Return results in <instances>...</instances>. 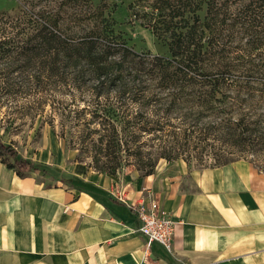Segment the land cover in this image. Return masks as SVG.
I'll use <instances>...</instances> for the list:
<instances>
[{
  "label": "trees",
  "instance_id": "obj_1",
  "mask_svg": "<svg viewBox=\"0 0 264 264\" xmlns=\"http://www.w3.org/2000/svg\"><path fill=\"white\" fill-rule=\"evenodd\" d=\"M137 1L150 2L146 26L168 56L136 52L102 12L82 33L66 32L61 12L26 3L6 23L20 49L49 59L42 74L72 97L51 105L57 136L76 162L110 176L132 167L150 177L161 161L206 169L252 163L264 152V115L255 111L264 106L257 96L264 80L255 76L264 73V0ZM244 60L252 78L234 74ZM0 155L14 159L1 162L20 177L39 171L1 138Z\"/></svg>",
  "mask_w": 264,
  "mask_h": 264
},
{
  "label": "crops",
  "instance_id": "obj_2",
  "mask_svg": "<svg viewBox=\"0 0 264 264\" xmlns=\"http://www.w3.org/2000/svg\"><path fill=\"white\" fill-rule=\"evenodd\" d=\"M152 176L121 202L107 175L82 190L46 186L0 160V264H264V174L252 163L205 169L187 182L183 170L165 183ZM140 186L154 188L179 222L172 251L148 247L139 232L131 205L143 197Z\"/></svg>",
  "mask_w": 264,
  "mask_h": 264
},
{
  "label": "rangeland",
  "instance_id": "obj_3",
  "mask_svg": "<svg viewBox=\"0 0 264 264\" xmlns=\"http://www.w3.org/2000/svg\"><path fill=\"white\" fill-rule=\"evenodd\" d=\"M63 1L0 0V138L6 145H10L19 157L38 168L39 171L26 173V176H33L46 186L65 183L74 189L82 190L90 183L88 179H97L107 174L89 168V160L84 163L76 162V151L69 150L57 136L60 133L59 120H56L54 126L51 125V105L58 101L68 102L72 97H69L64 89H57L55 81L51 82L46 73L42 74V60L49 59L45 57L41 60V57L20 49L16 31H7L4 28L6 23L16 20L19 6L26 3L53 14L61 12V26L70 34L82 33L94 20L101 22L106 17L114 33L138 53L168 56L169 46L146 26L147 18L144 13L149 11L150 2L92 0L91 8L81 0H75L73 6L62 5ZM101 12L104 17L100 15ZM90 18L93 20L90 21ZM247 40H242L244 49ZM234 46L235 42L232 44V47ZM235 57L236 52L232 55L233 64L236 62ZM242 68L241 72L234 71L235 76L241 73L247 78H252L251 64L247 60H244ZM261 68L264 69V63ZM255 76L264 80V73ZM261 88L264 89V86ZM257 96L264 99V90ZM255 111L264 115V106L256 108ZM0 160L7 164L14 163L13 158L5 155H0ZM250 160H253L257 171L264 174V152L254 155ZM205 169L196 165L188 166L181 160L172 163L161 161L152 177L157 178L156 182L165 183L176 179L178 171L183 170L187 182L190 176L202 173ZM107 176L114 182L113 188H110L112 194L121 202L128 201L129 189L148 178L141 177L132 167L124 169L116 176ZM140 190L143 195L149 193V196H155L154 188L140 186Z\"/></svg>",
  "mask_w": 264,
  "mask_h": 264
},
{
  "label": "built area",
  "instance_id": "obj_4",
  "mask_svg": "<svg viewBox=\"0 0 264 264\" xmlns=\"http://www.w3.org/2000/svg\"><path fill=\"white\" fill-rule=\"evenodd\" d=\"M131 207L141 221L139 232L148 240V247L153 242L164 246L168 251L174 249V238L179 225L174 217L162 208L153 197L143 195L137 204Z\"/></svg>",
  "mask_w": 264,
  "mask_h": 264
}]
</instances>
